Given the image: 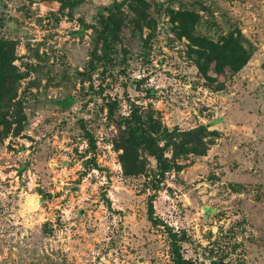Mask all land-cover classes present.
Returning <instances> with one entry per match:
<instances>
[{
  "label": "rangeland",
  "instance_id": "374dc122",
  "mask_svg": "<svg viewBox=\"0 0 264 264\" xmlns=\"http://www.w3.org/2000/svg\"><path fill=\"white\" fill-rule=\"evenodd\" d=\"M123 1L0 0L25 117L19 132L0 124V264H177L168 229L191 264H264V0L126 5L104 61L101 18ZM181 12L198 16L189 36ZM230 34L250 60L219 88L193 40ZM109 104L115 118L153 110L177 142L204 128L207 151L175 159L159 187L146 154L147 175H126Z\"/></svg>",
  "mask_w": 264,
  "mask_h": 264
},
{
  "label": "trees",
  "instance_id": "16d2710c",
  "mask_svg": "<svg viewBox=\"0 0 264 264\" xmlns=\"http://www.w3.org/2000/svg\"><path fill=\"white\" fill-rule=\"evenodd\" d=\"M142 0H124L116 2L112 6L105 8L106 15L101 18L102 31L100 39L103 42V59H111L112 53L117 48V41L123 31L125 13L124 7L128 5L133 13H136L135 3ZM179 29L182 36H189L193 31L194 24L198 21V16L191 12H181ZM2 21L0 20V124L4 123L7 133L11 129L10 119L17 118L20 131L22 120L25 117L14 108L16 99V89L20 75L14 65L16 60V44L13 41L5 40L1 36ZM198 47L197 56L199 69L207 74L213 71L223 82H219V88L224 87L226 74H236L242 70L250 60L247 50L241 45L238 38L233 34L224 37L219 42H213L204 38H195ZM128 116L115 118L114 104H109V119L113 122L117 134L115 135L116 149L122 151L120 160L126 175H147L148 160L144 154L152 157L157 162L159 172L155 175L157 179L155 187L165 178L166 173L173 170L176 164L175 159L184 154L204 155L207 151V143L204 142L203 135L205 129L183 132L178 137L185 138L179 142L174 140V136L164 127L153 110H142L137 106H132ZM17 132V133H18ZM163 142V145L161 143ZM167 151H172V158H168ZM159 179V180H158ZM149 220L157 225L158 218L155 217V207L153 201L148 207ZM168 236L172 246V256L177 264H191L181 252L179 237L172 230L168 229Z\"/></svg>",
  "mask_w": 264,
  "mask_h": 264
},
{
  "label": "bare ground",
  "instance_id": "6f19581e",
  "mask_svg": "<svg viewBox=\"0 0 264 264\" xmlns=\"http://www.w3.org/2000/svg\"><path fill=\"white\" fill-rule=\"evenodd\" d=\"M31 205L33 206V202H31ZM33 208V207H32Z\"/></svg>",
  "mask_w": 264,
  "mask_h": 264
}]
</instances>
